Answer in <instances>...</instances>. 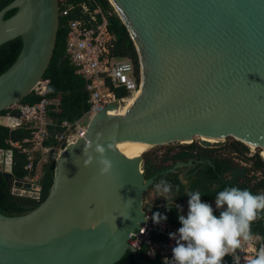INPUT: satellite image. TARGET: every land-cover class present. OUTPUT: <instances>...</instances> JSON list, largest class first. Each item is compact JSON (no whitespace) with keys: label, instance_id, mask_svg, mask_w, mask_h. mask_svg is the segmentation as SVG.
<instances>
[{"label":"water","instance_id":"obj_1","mask_svg":"<svg viewBox=\"0 0 264 264\" xmlns=\"http://www.w3.org/2000/svg\"><path fill=\"white\" fill-rule=\"evenodd\" d=\"M109 1L137 50L139 95L123 113L109 114L119 105L113 102L92 117L85 137L56 161L52 187L38 207L16 216L0 213V264L119 262L146 221L144 196L155 183L145 175L142 156L119 150L122 142L186 145L205 136L221 140L200 139L202 147L219 148L230 137L264 151V0ZM59 26V0H14L0 10V46L23 41L18 59L0 75V113L43 80ZM97 144L112 161L104 175L93 151ZM87 154L92 160L85 163ZM12 157V150L0 149L6 178ZM192 165L177 162L168 172ZM245 172L235 169L232 177ZM9 188L40 198V184L16 180Z\"/></svg>","mask_w":264,"mask_h":264},{"label":"trees","instance_id":"obj_2","mask_svg":"<svg viewBox=\"0 0 264 264\" xmlns=\"http://www.w3.org/2000/svg\"><path fill=\"white\" fill-rule=\"evenodd\" d=\"M14 0H0V10ZM70 3L78 4L90 0H69ZM105 14L108 22V30L114 37L112 54L114 57H128L136 67L139 74V60L135 44L121 18L116 13L109 0H96ZM16 9L9 11L5 19L16 13ZM75 13L69 17L60 18V26L57 37L56 49L53 59L46 71L43 80H48V91L46 98L56 103L49 106V115L54 121L60 123L64 120L74 122L83 117L91 108L90 93L87 90V80L75 73V68L66 57V41L69 32L68 21L75 18ZM23 48V41L18 37L0 46V75L8 70L18 59ZM117 98H124L127 93L123 89H115ZM43 97L33 91L20 103L34 105L39 103ZM5 110L0 117L8 113ZM59 130L58 127H50L51 133ZM30 138V131L25 127L15 130L0 123V149L13 152L12 176L5 177L0 171V213L8 216H16L28 213L38 207L48 196L53 184L55 173V161L45 162L43 172L39 180L41 185L40 198L14 195L9 188L14 180H22L26 176H33L25 167L28 164L27 156L11 143L23 144L25 139ZM47 144L54 143L52 139ZM177 144V143H176ZM23 145L27 146V143ZM251 154V155H250ZM190 160L202 163L192 169L187 180L180 177V171L161 174L157 182L164 180L172 185V191L167 194V199L156 194L154 203L144 204V210L151 213H162L167 221L180 226L177 219L178 214H186L182 208L177 209L174 204L187 203L186 191L199 190L201 200H214L215 193L225 187L236 186L248 189L250 192L264 193V159L259 152L251 153L249 146L233 139L219 148H205L198 142L190 144H179L176 148L170 147L160 158L159 156L144 155L143 170L147 178L154 174L168 171L177 162L188 163ZM37 165V161L35 162ZM242 168L246 172L243 178L234 179L232 173L235 169ZM181 169V168H180ZM196 172V173H195ZM151 187L144 196L147 200ZM152 189V190H151ZM161 204V205H160ZM171 208L167 210L165 208ZM220 211H213L219 215ZM249 233L258 234L264 239V210H260L249 224ZM116 264H163L159 259L153 260L147 254V247L143 246L137 252L131 250L123 256Z\"/></svg>","mask_w":264,"mask_h":264},{"label":"built area","instance_id":"obj_3","mask_svg":"<svg viewBox=\"0 0 264 264\" xmlns=\"http://www.w3.org/2000/svg\"><path fill=\"white\" fill-rule=\"evenodd\" d=\"M59 3L60 18L69 17L73 13L76 16L68 21L66 57L75 68V73L88 82L91 108L74 122L54 121L49 115V106L56 102L45 97L49 81L42 80L34 90L43 97L39 103L16 104L8 109L6 115L0 117L11 130L25 126L30 131V138L24 140L27 146L24 143H11L27 156L28 164L25 168L30 173L36 170L35 162H39L38 157L45 162H56L70 144L85 137L88 124L94 115L110 103L121 104L137 95L141 88V72L139 69V74L136 73L134 62L128 57L113 56L114 37L108 30L107 18L96 0H90L91 5L87 2L73 4L69 0H59ZM115 89H123L127 96L117 98ZM54 126L59 130L51 133L50 127ZM52 139L54 143H46ZM38 179L35 175H29L22 180H16L39 184ZM203 202L209 203L213 211L222 210L216 208L214 200ZM145 212L146 221L131 236V251L137 252L146 246L148 256L163 263L165 257L171 258V249L175 245V240L168 233L175 232L178 226L167 220L154 223L153 213ZM261 249H264V239L258 234H250L247 240L240 238V246L234 254L240 257V264H246L247 258L255 256ZM223 264H232V254L223 257Z\"/></svg>","mask_w":264,"mask_h":264},{"label":"clouds","instance_id":"obj_4","mask_svg":"<svg viewBox=\"0 0 264 264\" xmlns=\"http://www.w3.org/2000/svg\"><path fill=\"white\" fill-rule=\"evenodd\" d=\"M93 151L98 154L99 173H109L112 161L104 155L105 148L97 144ZM91 160L92 156L87 154L85 163ZM155 189L167 199L172 185L160 180ZM185 195L187 213L178 214L180 226L175 232L168 233L175 240V245L171 249V258L165 257L163 264H223V257L228 254H232V264H240V257L234 253L240 246L241 237L250 238L249 224L260 210H264V193L254 194L236 186L225 187L214 196L216 208L222 209L219 215L213 213L209 203L201 200L199 190L186 191ZM173 206L180 208L178 204L173 203ZM165 208L171 210L172 207L165 204ZM165 219L162 213L152 216L154 223ZM246 264H264V249L247 258Z\"/></svg>","mask_w":264,"mask_h":264},{"label":"bare ground","instance_id":"obj_5","mask_svg":"<svg viewBox=\"0 0 264 264\" xmlns=\"http://www.w3.org/2000/svg\"><path fill=\"white\" fill-rule=\"evenodd\" d=\"M138 95H139V93L137 95H134V96L126 99L123 102V105H121V106L118 105L117 108L110 111L109 114L114 115V114H117L118 112L119 113L125 112L130 106H132L134 104ZM200 139L208 140V141L213 142V143L216 142L217 140H221V139H217V138H213V137H205V136H200ZM186 142H190V141H186ZM150 147H151V145L147 144L145 142H132V141H125V142H122L118 145L119 150L129 158H139ZM251 147L255 149L254 145H250V148ZM261 155L264 159V151L261 152Z\"/></svg>","mask_w":264,"mask_h":264},{"label":"rangeland","instance_id":"obj_6","mask_svg":"<svg viewBox=\"0 0 264 264\" xmlns=\"http://www.w3.org/2000/svg\"><path fill=\"white\" fill-rule=\"evenodd\" d=\"M119 105L121 106V105H123V103H121ZM232 140H233V138L229 137V138H226L224 141H225V144H226L227 142H231ZM193 142H198L199 143L200 142V137L199 138L198 137L194 138ZM179 144H181V143H177V144L176 143H170V144H166V145L151 146L150 148H148L149 150L147 149V151H145L142 154V158H143L144 155L159 156L161 158L163 156V154L168 150V148H170V147L176 148ZM249 148H250V146H249ZM250 151H251V153L259 152L260 155H261V152H262L261 149H258V148L254 149L252 147L250 148ZM38 160H39V162L37 163L36 170L34 171V175H35V177L39 178L38 179V183H39L40 177H41L42 172H43L42 170H43V166L45 164V161L43 159H41V157H38ZM142 166H143V162H142ZM155 196H156V190L153 188V190L150 191V194L148 195L147 200L144 201V204H146V203H148V204L154 203ZM161 197L164 198L163 196H161ZM181 206H182V209L184 210V212H187V203L183 202V203H181Z\"/></svg>","mask_w":264,"mask_h":264},{"label":"flooded vegetation","instance_id":"obj_7","mask_svg":"<svg viewBox=\"0 0 264 264\" xmlns=\"http://www.w3.org/2000/svg\"><path fill=\"white\" fill-rule=\"evenodd\" d=\"M202 163V161L201 160H198V161H195V163H194V165H192V166H186V167H180L178 170L181 172L180 173V177L181 178H183L184 180H187V178H188V176H189V174H190V172H191V170L192 169H195V167H196V165H198V164H201ZM177 171V170H176ZM168 173V171H162V172H158V173H156V174H154V176L152 177V178H154L155 179V183L153 184V186L152 187H154V189H155V184L157 183V179H158V177L161 175V174H167ZM196 173V172H195ZM156 190V189H155ZM156 194H159L158 192H157V190H156Z\"/></svg>","mask_w":264,"mask_h":264},{"label":"crops","instance_id":"obj_8","mask_svg":"<svg viewBox=\"0 0 264 264\" xmlns=\"http://www.w3.org/2000/svg\"><path fill=\"white\" fill-rule=\"evenodd\" d=\"M160 205H161V204H160ZM180 208H182L181 203H180Z\"/></svg>","mask_w":264,"mask_h":264}]
</instances>
